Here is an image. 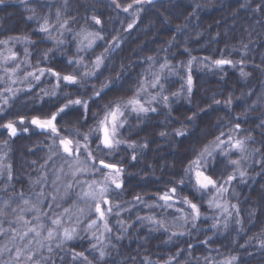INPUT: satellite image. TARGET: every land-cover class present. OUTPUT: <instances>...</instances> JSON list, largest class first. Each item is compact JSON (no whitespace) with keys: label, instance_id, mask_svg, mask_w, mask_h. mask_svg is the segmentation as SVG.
<instances>
[{"label":"trees","instance_id":"1","mask_svg":"<svg viewBox=\"0 0 264 264\" xmlns=\"http://www.w3.org/2000/svg\"><path fill=\"white\" fill-rule=\"evenodd\" d=\"M95 3H89L90 15H85L59 0L0 2V41H7L0 44V49L12 48L20 57L26 51L29 66L37 74L45 69L39 81L29 77L25 88L12 85V78H0V125L19 122L21 117H47L68 99H84L88 101L87 110L73 106L56 122L61 137L71 134L83 143L82 136L75 133L87 134L94 128L109 101L131 97L141 84L145 88L143 97L157 95L152 105L156 111L139 116L126 113L120 146L98 150V141L90 135L89 147L97 160L104 159L123 169V187L112 186L108 193L112 205H119L107 216L111 232L97 240L93 234L96 230L100 234L99 228H87L88 222L96 218L89 212L92 201L79 199L82 186L70 174L72 161L66 163L58 149L54 155L50 149H56L58 138L41 130L10 137L0 127V207L5 202L10 205L7 220L16 219L12 208L19 211L18 206L28 207L18 196L21 192L30 205L37 204L49 216L63 213L64 208L72 209L63 217V226L77 229L74 239L45 241L51 244L52 252L35 241L29 245L37 259L43 258L41 264H225L230 260L231 264H264V0H151L149 11L137 22L117 13L119 8L104 0ZM117 3L127 7L135 5V0ZM92 17L99 18L101 24H95ZM46 20L50 30L42 32ZM65 21L66 27L61 28ZM86 31L99 33L103 39L92 48L82 46L81 35ZM101 55L103 64L96 69L94 62ZM223 57L240 58L245 65L219 70L213 61ZM76 60L82 62L69 63ZM49 68L61 75H76L78 83L61 82L57 87L56 78L47 72ZM243 69L249 71V77L241 74ZM84 72L95 74L85 77ZM27 73L28 69L22 71L23 75ZM189 74L190 93L184 77ZM156 75L161 76L163 90L151 87ZM103 85L107 87L101 96L94 97V91ZM9 87L14 95L4 91ZM164 96L168 97L166 102ZM178 130L184 135H176ZM217 137L245 141L242 152L225 144L223 152L219 149L207 157L208 175L220 183L229 175L235 176L224 183L227 191L222 196L195 189L194 181L185 173ZM80 158L85 157L82 154ZM231 160H239V166L232 165ZM60 168L68 174L60 173ZM108 171L105 169L104 174ZM57 175L60 180L53 185ZM76 179L100 182L103 174H84ZM67 183L73 188L67 199L56 201L60 207L49 209L50 200L37 203L41 190L55 194L53 189L59 187L63 194ZM172 187L181 200L187 197L199 206V219L193 220L191 209L183 203H177L179 209L166 208L159 196ZM218 200L223 201L225 209H216ZM185 207L188 211L182 212ZM78 208L84 213H78ZM37 214L23 213L29 220ZM77 216L79 224L75 222ZM41 223L52 227L43 216ZM11 226L20 229L18 224ZM2 227L8 229L10 225L4 221ZM11 235L0 236V250L13 249L11 253L2 251L0 264H16L15 246L26 243L11 241ZM101 251L105 253L103 259ZM76 253H83L87 260L74 259ZM25 261L22 257V264Z\"/></svg>","mask_w":264,"mask_h":264},{"label":"snow or ice","instance_id":"2","mask_svg":"<svg viewBox=\"0 0 264 264\" xmlns=\"http://www.w3.org/2000/svg\"><path fill=\"white\" fill-rule=\"evenodd\" d=\"M2 2V0H0ZM112 2L116 5L117 8H120V4L117 3V0H112ZM143 0H135V3H141ZM148 2H151V0H148ZM132 5L129 4L127 7L123 8V11L127 12L129 8H131ZM57 17H59V12L57 13ZM95 24L99 25L101 24V20L97 17H92ZM66 21L62 24H60L61 28L66 27ZM132 25H129V28H131ZM49 26L48 21L46 20L44 25L41 26L40 31L42 32H49ZM98 39H103L99 35V33H92L87 32L83 35V38L81 40V44H84V41H87L86 47L92 48L95 41ZM0 44H7V41H0ZM9 54L7 56L3 57V62L7 64L9 61H15L17 59V54L13 52L11 49H8ZM151 59V58H149ZM194 59V58H193ZM103 56H97L96 60L94 62V68L99 69L100 66L103 64ZM81 60L76 61H69V63H77L80 64ZM191 61L189 62V64ZM233 62L231 60L227 59H217L213 61V64L217 67H221L223 65H231ZM19 65L17 64L15 68H12L9 70L8 68H4L5 73H9V78L11 76L15 75L17 70L19 69ZM163 67H167V65H162ZM47 72L54 76L57 80V87H59L61 82H64L68 85H75L78 83V79L76 75L68 74V75H61L58 72L53 71L52 69H47ZM94 72H84L83 76L87 77L90 75H94ZM27 76L33 77L35 80L39 81L40 77L45 75V69H39L38 74L37 72H29L26 74ZM161 77L159 75H156L154 77V82L152 83L151 87L156 88L159 87L161 90H163V85L160 83ZM12 83H16L15 80L11 81ZM187 85H188V92L190 93L192 90V77L189 74L187 76ZM107 87V85H103L100 90L94 91V97H100L101 92L103 89ZM5 92H10L15 94L14 90L12 88H6L4 90ZM145 91V88L143 84L140 85V88L138 91L134 92V94L131 97H128L127 99L124 98H118L113 101H109L108 104L104 106V112L101 117L97 119L96 126L94 128L89 129V132L87 134H81L80 132H76L75 136H82L83 143H81V140L75 139L74 136L71 134L69 136H60V130L57 128L56 122L57 117L60 116L61 113H65L67 109L73 106H81L85 110L88 109V102L82 99H68V102L64 104L62 107H59L56 112H53L50 116H47L45 118H41L39 116H34L30 123L37 128L41 130H47L50 132V134L54 138H58V145L56 149H50V151H53V154H57V149L61 151L64 154L65 162L67 163L69 160L72 161V163H69V171L71 176L73 177V180L80 184L81 191L78 193V197L81 200L87 201L91 200L92 204L89 205V212L93 215H95V219H91L88 224L87 228H98L99 224H103L104 231L105 232H111V228L108 225L107 216L113 213V207L119 208V205H112V202L108 198V193L111 190L112 186L115 187V189H121L123 187V184L121 182V174L123 172L122 168H119L114 163L106 162L104 159L97 160V157L93 154V152L90 150L89 143H90V135L95 137V140L98 141L97 143V149L98 150H112L116 148L119 144L122 143L120 139H118V133L121 128L124 127L126 123V113H134L137 116L140 114H146L150 111L154 112L156 111L155 108L151 107L152 102L156 99V97H152L149 100H144L142 97V92ZM175 95V93H174ZM163 100L166 102L168 100L167 96L163 97ZM3 103L6 105L8 103V98L5 97L3 100ZM216 103H219V101H216ZM24 118L21 117L19 120L20 124H24ZM0 127H3L5 130H7L8 135L10 137H15L17 133V127L15 123L12 121H9L3 125H0ZM236 128H239V125H236ZM24 131H27L28 129H23ZM161 135H165V133H161ZM176 135L182 136L184 135V132L177 131ZM224 134L221 133V136ZM7 143V141H5ZM229 145L231 149L236 151H244L245 149V141L242 139H236L233 141L232 137H229L227 141L222 140L220 137L216 138V141L214 142V147L219 148L223 152V145ZM84 155V159L81 160V155ZM225 156L228 155L227 152L223 153ZM212 152L208 149H205L203 152L200 153V156L198 159L191 162V166L185 170L186 175L188 176L189 180L194 179V185L193 187L201 192L206 191H215L217 195H222L224 192L227 191V189L224 187V183H229L233 179H235L234 175H229L227 177V180L224 183H220L217 179H214L211 175L206 174V160L207 157H211ZM49 159H52L50 156ZM133 159L135 157L133 156ZM230 163L235 166H239L240 161L239 160H231ZM99 165V166H97ZM10 168V166H8ZM109 170L107 174H104V170ZM59 172L67 175L68 173H64L63 168L59 169ZM96 173L103 174V180L98 182L96 180H92L91 183L87 181H80L77 180L76 177L84 174L94 175ZM241 176L244 175L243 172L240 173ZM8 179H11V172L9 170L8 172ZM60 180V176L57 175L56 180L53 181V185L57 183V181ZM40 183V181H37ZM180 183H183V180L180 181ZM86 185V190L84 186ZM73 188L72 183H67L64 185V193L61 194L60 188L56 187L53 189V193H45V191L41 190L37 194V203L43 201V200H50L51 202L48 203L47 207L49 209L52 208H58L60 205L56 203L58 199L64 200L67 199L71 192L70 190ZM177 189L175 187L170 188L167 192L161 194L159 196V199L164 201L165 204L169 207L172 206V202L175 200ZM18 196L23 202V205L28 207H19V211L17 208H12L11 212L16 214L15 221L7 220L9 213L6 211L7 208L10 207L8 202H5L4 207H0V217L4 218V221H7L10 225L8 229H4L2 227V224L4 221H0V236L7 235L8 233H11L10 236L11 241L15 242L17 239L20 241H26V243L23 244V246L16 245L15 246V255L14 260L16 261V264H22V257H26L25 264H41L42 257L40 259L36 258V253L32 251V249L29 247L35 241V243L40 247L44 248L47 247L48 252H52L51 244H45V241L51 242L53 240H59L61 242L72 240L75 238L77 234V229L75 227H64L63 226V217L67 214H69L72 209L71 208H64L63 213L60 214H53L52 216H49L47 212H41L40 209L37 207V204H31L28 199L24 198L23 192L18 193ZM137 200L140 199V197H136ZM180 203H183L187 205L191 209V217L193 220L200 218V208L199 206L194 203L192 200L188 199L187 197L183 198ZM213 201H209V204L211 205ZM216 207H220L219 204H216ZM76 211L80 214L84 213L83 208H78ZM25 212H35L39 213L33 217L32 220L26 219L23 213ZM118 215V213H117ZM46 218L52 227L45 226L44 223H41V217ZM76 224L81 223L79 216L76 217ZM12 224H18L20 225V229H17L16 227H12ZM163 224L161 223V227ZM46 231V235H43V233ZM104 233H101L103 235ZM94 238L99 240V237L95 236V233L93 234ZM173 235H176V233H173ZM180 235H183V233H180ZM57 247L60 246L58 243L56 245ZM96 245H93V248H95ZM2 251H8L11 253L13 249L11 248H5L3 250H0V254H2ZM105 256V253L103 251L100 252V258L103 259ZM83 258L84 260H87V257L83 255V253H76L74 255V259L76 258ZM232 260H235V257L232 258ZM90 264V262H89ZM225 264H231L230 261H226Z\"/></svg>","mask_w":264,"mask_h":264},{"label":"rangeland","instance_id":"3","mask_svg":"<svg viewBox=\"0 0 264 264\" xmlns=\"http://www.w3.org/2000/svg\"><path fill=\"white\" fill-rule=\"evenodd\" d=\"M60 1V3H62L63 5H66V6H70V7H72L73 9L74 8H78V10H79V12L80 13H83V14H85V15H90V12H88L87 11V6L89 5V3H91L92 1H94V3L97 5V3H98V0H59ZM107 4H110V5H113V6H116L111 0H104ZM124 1H128V2H130V3H132L133 2V0H124ZM132 4H135V5H132V7L131 8H129V10L127 11V12H125V11H123V8L125 7V6H122V7H120L119 8V10H118V12L117 13H120V14H122V15H129V16H131L132 18H133V20L132 21H134V22H137V20H139L140 18H141V15H143L144 13H145V11H149V2H148V0H145V1H143L142 2V4H138V3H132ZM82 5L84 6V8L82 9ZM142 5V6H141ZM117 8V7H116ZM116 10V9H115ZM117 11V10H116ZM116 13V14H117ZM84 32V31H83ZM87 32H89V31H86L85 33H82V38H83V35L84 34H86ZM90 32H92V33H96V32H94V31H90ZM80 36V37H81ZM97 41V40H96ZM96 41H95V43H96ZM86 44H87V41H84V44H82V46H86ZM8 49H11L13 52H15L16 53V51L14 50V49H12V48H6L5 50H3V49H0V64H1V66H2V70L0 69V78H4V77H9V73H5L4 72V68H8L9 70H11L12 68H15L16 67V65L18 64L20 67H19V69L17 70V72L15 73V75H13V76H11V78H12V80H15L16 81V83H12V85H17V86H21V87H23V88H25V87H28L27 86V84L26 83H28L29 82V80H31V78H29L30 76H27L26 74L25 75H23L22 74V71L24 70V69H28L29 70V72H35V70L33 69V68H31V66H29L30 65V63H29V57L27 56V53H26V51H24V53H23V56L22 57H20L19 55H17V59L15 60V61H9L7 64H5L4 62H3V57L4 56H7L8 54H9V52H8ZM17 54V53H16ZM235 59H227V60H231L233 63L231 64V65H223V66H221V67H218V69L219 70H224L225 68H227V67H231L230 69H232V70H234L235 69V67L236 68H239V66L241 65H245L242 61H241V59L239 58H236V57H234ZM220 59H225L224 57L223 58H220ZM24 68V69H23ZM170 70V69H169ZM162 71H164V70H162ZM162 71H159V72H161L162 73ZM182 72H184V73H186L185 71H183V70H181ZM169 72H171V73H174L173 71H169ZM177 73H181V72H179V71H176ZM249 71L246 69H243L242 70V72H241V74L245 77V78H247V77H249ZM169 74H167V76H168ZM44 76V75H43ZM43 76H41L40 78H42ZM160 76V75H159ZM187 76L188 75H184V77H185V80H186V82H187ZM161 77V76H160ZM10 78V79H11ZM153 82H154V79H153ZM153 82H151V83H153ZM151 85V84H150ZM156 97V99L152 102V104H151V107H152V105H153V103L156 101V100H158V96L157 95H155V94H152L151 96H145L144 95V97H143V99L144 100H149V99H151L152 97ZM82 100H84V99H82ZM85 101H87V100H85ZM88 102V101H87ZM230 102H232V101H230ZM229 103V102H228ZM71 108V107H70ZM200 108V107H199ZM200 109H202V108H200ZM40 117V116H39ZM33 118V117H32ZM32 118H30L29 120L28 119H25L24 118V124H20L19 122H15V125H16V127H17V133L19 134V133H21V132H23L24 130L23 129H25V128H27L28 130H27V132L28 131H32V130H41V129H39V128H37L36 126H34V125H32L31 123H30V121H31V119ZM42 118H45V117H42ZM126 124V123H125ZM56 125H57V123H56ZM125 126V125H124ZM58 128V127H57ZM124 128V127H123ZM123 128H121L120 130H119V133H118V139H120L121 140V135H123V133H122V131H123ZM41 131H47V130H41ZM47 132H49V131H47ZM228 140V139H227ZM226 140V141H227ZM122 141V140H121ZM216 141V139L212 142V143H210V147H209V151H211L212 153L213 152H217L218 150H219V148H215L214 147V142ZM118 146H120V144L118 145ZM222 147H224V145L222 146ZM197 159V158H196ZM195 159V160H196ZM191 166V163L188 165V168ZM187 168V169H188ZM207 174V173H206ZM192 181H194V179L192 180ZM186 182V181H185ZM167 192V191H166ZM178 194V195H177ZM224 194V193H223ZM222 194V195H223ZM221 195V196H222ZM181 197L182 196H180V193H178V191L176 192V196H175V200L172 202V206L171 207H169V206H166V208H171V209H179V207H177L179 204H177V203H180L179 201H181ZM219 197V196H218ZM215 198H216V196H214V201H215ZM216 204H219L220 205V207H216V209H220V210H223V209H225V205L223 204V201L221 200V201H219L218 200V202H216ZM182 209V208H181ZM185 211H188L187 210V208L185 207V210H183L182 209V212H185ZM99 233L100 234H97L98 232H97V230L95 231V234L97 235L96 237H100V235H101V233H104L103 235H101V236H105L106 234H107V232H105L104 231V227H103V224L102 225H100L99 224ZM96 229V228H95ZM95 250H98V248L97 247H95L94 248Z\"/></svg>","mask_w":264,"mask_h":264}]
</instances>
